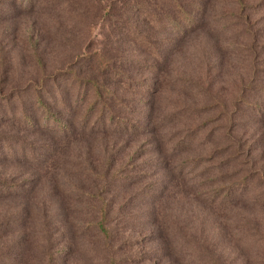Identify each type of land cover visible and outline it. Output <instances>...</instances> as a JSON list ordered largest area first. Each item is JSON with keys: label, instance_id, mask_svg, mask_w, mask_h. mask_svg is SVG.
Here are the masks:
<instances>
[{"label": "rangeland", "instance_id": "rangeland-1", "mask_svg": "<svg viewBox=\"0 0 264 264\" xmlns=\"http://www.w3.org/2000/svg\"><path fill=\"white\" fill-rule=\"evenodd\" d=\"M0 182L9 264H264V0H0Z\"/></svg>", "mask_w": 264, "mask_h": 264}, {"label": "trees", "instance_id": "trees-1", "mask_svg": "<svg viewBox=\"0 0 264 264\" xmlns=\"http://www.w3.org/2000/svg\"><path fill=\"white\" fill-rule=\"evenodd\" d=\"M173 7L178 10V9H180V4H178V3L174 4ZM154 17H155L156 22H159L160 24L162 22L166 23V26L171 29V32H175V33H179L184 28L183 25L188 24V23H192L193 22L192 18H194L193 15H192V18H191V15H189L188 17L186 16L185 18L182 16H179L178 18H176L174 20H172V19L171 20H164L163 17L159 18L158 16H154ZM84 81L91 84L90 86H91V89H92L94 96L96 97V100H99V98L102 96L103 90H105V94H106L105 96H108L111 94L107 88H103L102 84H99L96 81L89 80V79H84ZM84 93H85V91H84ZM30 94H31V99H30L31 102H34L35 104L40 106L41 110H42L40 112L42 114L44 113L42 123L49 124L50 126H54L57 131H59V130L64 131L65 130V127H64L65 124L60 119L53 117V114L49 111L48 107H46V105L43 103L38 92L36 93V92L32 91V92H30ZM103 105L107 106L106 102L103 103ZM19 118H22V119L28 121V126H31L32 123H31L30 117L28 115H26L25 113H22V111H20V113H19ZM52 118H54V120H52ZM101 120H99V121H101ZM118 120H120V119H118ZM6 147L11 148V146L9 145L8 142H7ZM11 151L13 152V150H11ZM15 190H16L15 185L8 184V183L6 184L5 182H0V194H5L7 192L14 193ZM103 208L104 207L102 205L99 208V215H98V219L95 222V225H96V228L103 234V236L107 237L109 229L106 226L105 212H104ZM62 252H63V249H62ZM55 254L56 253H52V252L47 253V264H55V261H56V255ZM9 263H10V256L7 255V252L5 250L0 251V264H9Z\"/></svg>", "mask_w": 264, "mask_h": 264}]
</instances>
